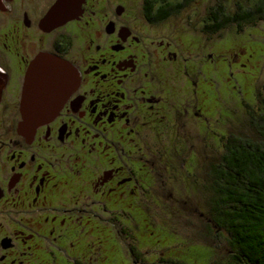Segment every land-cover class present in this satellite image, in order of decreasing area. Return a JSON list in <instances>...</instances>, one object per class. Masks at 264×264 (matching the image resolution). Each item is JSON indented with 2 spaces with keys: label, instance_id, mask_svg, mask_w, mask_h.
<instances>
[{
  "label": "flooded vegetation",
  "instance_id": "flooded-vegetation-1",
  "mask_svg": "<svg viewBox=\"0 0 264 264\" xmlns=\"http://www.w3.org/2000/svg\"><path fill=\"white\" fill-rule=\"evenodd\" d=\"M191 2L0 0V264H82L79 227L95 207L125 223L124 202L146 212L152 184L173 195L179 166L192 173L171 159L209 121L203 59L191 56L219 13L169 29L174 15L191 19ZM111 244L119 264L143 263L130 242ZM95 247L86 263L107 264Z\"/></svg>",
  "mask_w": 264,
  "mask_h": 264
},
{
  "label": "rangeland",
  "instance_id": "rangeland-1",
  "mask_svg": "<svg viewBox=\"0 0 264 264\" xmlns=\"http://www.w3.org/2000/svg\"><path fill=\"white\" fill-rule=\"evenodd\" d=\"M256 1L197 0L196 4L191 2L184 9L191 19L174 15L164 24L173 29L186 20L197 29L202 24L200 19L206 6L212 12H218L220 6L221 12L225 13L234 12L238 5L250 8ZM259 1L264 4V0ZM205 34L206 38L196 32L198 42L191 57L196 63L203 59L201 70L204 76L203 79L198 77L197 91L207 94L203 101L208 107L209 121L201 133L194 122L188 136V152L177 153L171 159L179 165V157L184 155L183 162L192 173L187 174L184 166H179L184 175L181 174L179 181L173 180L177 184L173 195H163L160 182L152 184L149 190L157 192L158 201L155 205L150 202L146 212H137L133 205L127 206L129 202H124L127 203L125 218L121 217L125 223L113 219L111 211L99 209L100 213L95 207L99 217L95 216L94 222L79 227L81 232L77 240L86 243L82 264L95 260V244H100L99 250L107 254V264L110 261L125 263L126 260L118 254L119 246L112 247L114 238H122L137 247L143 263L135 264H234L230 259L227 228L211 223L209 205L213 193L208 187L213 183V170L225 164L224 145H228V137L256 140L259 136L258 117L264 109V17L251 23L232 22ZM187 44L195 46V42L187 41ZM164 182V190L171 187L169 180L164 179ZM71 194L72 201L78 198L77 193ZM114 202L122 203L123 199H113L108 204ZM81 206L79 199L77 207ZM111 222H114L113 227H110Z\"/></svg>",
  "mask_w": 264,
  "mask_h": 264
},
{
  "label": "trees",
  "instance_id": "trees-1",
  "mask_svg": "<svg viewBox=\"0 0 264 264\" xmlns=\"http://www.w3.org/2000/svg\"><path fill=\"white\" fill-rule=\"evenodd\" d=\"M217 11L218 17L211 18L212 31L232 22L263 18L264 4L257 0L247 9L238 5L234 12L223 13L219 6ZM258 121L256 140L228 137L225 164L213 170V183L208 187L213 193L211 223L227 228L234 264H264V109ZM83 259L79 257L80 262Z\"/></svg>",
  "mask_w": 264,
  "mask_h": 264
},
{
  "label": "water",
  "instance_id": "water-1",
  "mask_svg": "<svg viewBox=\"0 0 264 264\" xmlns=\"http://www.w3.org/2000/svg\"><path fill=\"white\" fill-rule=\"evenodd\" d=\"M27 77H28V76L26 75L25 79H27ZM44 117H45V116H40V117H38L37 119H44ZM30 132H31V131H30Z\"/></svg>",
  "mask_w": 264,
  "mask_h": 264
}]
</instances>
